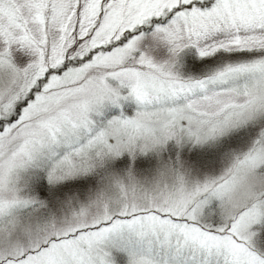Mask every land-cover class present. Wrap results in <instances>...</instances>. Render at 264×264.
<instances>
[{
	"label": "snow or ice",
	"instance_id": "obj_1",
	"mask_svg": "<svg viewBox=\"0 0 264 264\" xmlns=\"http://www.w3.org/2000/svg\"><path fill=\"white\" fill-rule=\"evenodd\" d=\"M0 264H264V0H0Z\"/></svg>",
	"mask_w": 264,
	"mask_h": 264
}]
</instances>
